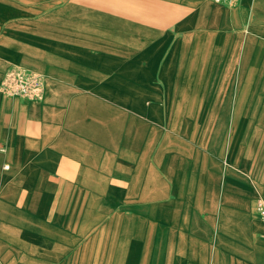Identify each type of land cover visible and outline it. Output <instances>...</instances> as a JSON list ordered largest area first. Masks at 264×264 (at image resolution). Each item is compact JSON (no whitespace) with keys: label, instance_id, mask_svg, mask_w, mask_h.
<instances>
[{"label":"crops","instance_id":"obj_1","mask_svg":"<svg viewBox=\"0 0 264 264\" xmlns=\"http://www.w3.org/2000/svg\"><path fill=\"white\" fill-rule=\"evenodd\" d=\"M0 264H264V0H0Z\"/></svg>","mask_w":264,"mask_h":264},{"label":"built area","instance_id":"obj_2","mask_svg":"<svg viewBox=\"0 0 264 264\" xmlns=\"http://www.w3.org/2000/svg\"><path fill=\"white\" fill-rule=\"evenodd\" d=\"M216 3H237L241 0H213ZM0 90L9 97H18L28 101H40L45 93V78L43 75L22 67L9 69L1 83ZM257 213L264 221V202L258 201Z\"/></svg>","mask_w":264,"mask_h":264},{"label":"rangeland","instance_id":"obj_3","mask_svg":"<svg viewBox=\"0 0 264 264\" xmlns=\"http://www.w3.org/2000/svg\"><path fill=\"white\" fill-rule=\"evenodd\" d=\"M260 201V199H258ZM261 219V218H260ZM264 222V221H263Z\"/></svg>","mask_w":264,"mask_h":264}]
</instances>
